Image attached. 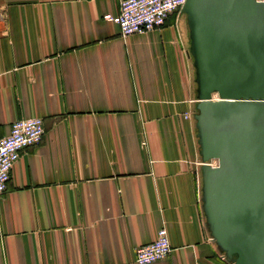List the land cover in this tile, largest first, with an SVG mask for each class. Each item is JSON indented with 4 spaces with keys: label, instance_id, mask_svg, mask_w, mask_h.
I'll use <instances>...</instances> for the list:
<instances>
[{
    "label": "crops",
    "instance_id": "obj_1",
    "mask_svg": "<svg viewBox=\"0 0 264 264\" xmlns=\"http://www.w3.org/2000/svg\"><path fill=\"white\" fill-rule=\"evenodd\" d=\"M118 0H0V139L19 119L44 136L0 200V264H227L199 200L197 98L181 18L120 36ZM189 118L186 119L185 115Z\"/></svg>",
    "mask_w": 264,
    "mask_h": 264
},
{
    "label": "water",
    "instance_id": "obj_2",
    "mask_svg": "<svg viewBox=\"0 0 264 264\" xmlns=\"http://www.w3.org/2000/svg\"><path fill=\"white\" fill-rule=\"evenodd\" d=\"M180 13L206 231L227 264H264V0H185Z\"/></svg>",
    "mask_w": 264,
    "mask_h": 264
},
{
    "label": "built area",
    "instance_id": "obj_3",
    "mask_svg": "<svg viewBox=\"0 0 264 264\" xmlns=\"http://www.w3.org/2000/svg\"><path fill=\"white\" fill-rule=\"evenodd\" d=\"M256 1L262 2L263 0ZM184 3L185 0H118V14L116 16L106 15L104 20L116 24L120 36L123 38L145 34L161 29L172 16L177 19ZM2 17L3 14H0V18ZM185 118L188 119L189 116L186 114ZM43 136L42 119L24 118L14 121L9 134L0 139V200L6 192L11 170L18 161L21 152L38 146L42 142ZM215 162H208V164L215 167L217 164ZM197 165L198 182L201 187L199 170L202 165L201 160ZM170 252L167 231L165 228H161L153 242L135 250L134 262L135 264H153L167 258ZM220 259L224 261V255H220Z\"/></svg>",
    "mask_w": 264,
    "mask_h": 264
},
{
    "label": "rangeland",
    "instance_id": "obj_4",
    "mask_svg": "<svg viewBox=\"0 0 264 264\" xmlns=\"http://www.w3.org/2000/svg\"><path fill=\"white\" fill-rule=\"evenodd\" d=\"M182 14L180 13V15L178 16V19L181 18L182 19V23L180 22L181 26L184 27V37L187 39L188 38V34H187V25H186V20H185V16H181ZM196 113V110H195Z\"/></svg>",
    "mask_w": 264,
    "mask_h": 264
},
{
    "label": "bare ground",
    "instance_id": "obj_5",
    "mask_svg": "<svg viewBox=\"0 0 264 264\" xmlns=\"http://www.w3.org/2000/svg\"><path fill=\"white\" fill-rule=\"evenodd\" d=\"M213 100L216 101V100H217V97L215 98V96H213ZM199 157H200V156H199ZM200 160H201V158H200ZM213 161L215 162V160H210L209 162H213ZM216 163H217V162H215V164H216ZM216 166H217V164H216Z\"/></svg>",
    "mask_w": 264,
    "mask_h": 264
},
{
    "label": "flooded vegetation",
    "instance_id": "obj_6",
    "mask_svg": "<svg viewBox=\"0 0 264 264\" xmlns=\"http://www.w3.org/2000/svg\"><path fill=\"white\" fill-rule=\"evenodd\" d=\"M181 16H185V15H181ZM185 20H186V25H187V19H186V16H185ZM187 31H188V27H187ZM188 34V38H189V31L187 32Z\"/></svg>",
    "mask_w": 264,
    "mask_h": 264
}]
</instances>
